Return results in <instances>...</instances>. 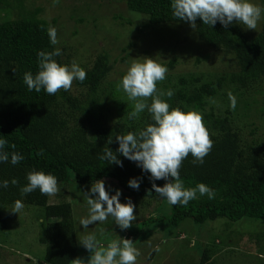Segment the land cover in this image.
I'll use <instances>...</instances> for the list:
<instances>
[{
    "label": "trees",
    "instance_id": "1",
    "mask_svg": "<svg viewBox=\"0 0 264 264\" xmlns=\"http://www.w3.org/2000/svg\"><path fill=\"white\" fill-rule=\"evenodd\" d=\"M124 1L130 10L146 14L152 26L189 23L173 18L171 0ZM23 16L0 21V139L8 141L4 151L9 154L15 151L24 157L16 165L11 164L10 156L8 162H0V183L9 182L7 188L0 187V226L5 224L4 213L16 200L41 206L39 241L46 244L43 262L73 264L78 242L70 202L72 175L82 184L114 179L127 200L134 198L145 209L153 205L159 214L143 217L140 224L131 228L135 238L145 233L144 225L158 220H168L175 227L187 219L197 224L216 219L264 221V6L262 27L255 35L247 34L236 22L225 28L218 21L211 27L203 25L198 17V40L212 48L224 49L233 57V66L212 80L204 81L202 75L188 73L174 83L165 82L158 86L162 88H157L165 93L174 92L171 98L162 97L170 107L197 110L213 141L203 164H194L189 154L179 172L186 188L204 183L215 191V197L209 199L206 194L197 193V198L187 206L169 205L152 188L151 174L116 151L117 134L138 132L154 121L147 109L138 119H129L133 101L121 103L115 111L120 92L116 84L108 89L103 87L113 69L107 53L99 54L90 68H83L86 79L74 80L68 91L61 89L49 95L44 89L28 90L23 77L25 72L35 75L38 71L37 53L57 47L50 43L47 32L50 23L46 19L37 12ZM55 59L66 65L62 55ZM173 65L171 62L170 66ZM227 87L249 96L243 103L245 115L252 112L260 120V124H255V120L251 122L254 126L249 134H245V129L240 130L242 122L230 109L224 114L213 109L207 111L210 99L219 94L228 97V91L222 90ZM147 103L150 104L151 99ZM107 147L122 161V167L100 159ZM33 169L57 178L59 202H50L51 196L41 195L39 189L21 195L20 189L28 183L27 173ZM13 178L18 181L16 185L11 183ZM133 178L139 179V190L129 187ZM155 183L163 186L165 180ZM160 206L165 212L158 208ZM122 235H126V230ZM212 252L206 248L200 264H214Z\"/></svg>",
    "mask_w": 264,
    "mask_h": 264
},
{
    "label": "rangeland",
    "instance_id": "2",
    "mask_svg": "<svg viewBox=\"0 0 264 264\" xmlns=\"http://www.w3.org/2000/svg\"><path fill=\"white\" fill-rule=\"evenodd\" d=\"M252 2L262 8L263 14V0ZM30 12H37L39 17L56 28L59 40L56 47L69 67L75 61L81 68L87 69L99 54H108L113 69L103 87L108 89L116 84L120 95L115 111L121 103H128L121 80L134 59L150 57L168 68L165 79L157 83V88H162L158 86H163L165 82L174 83L188 73L202 75L204 81L212 80L234 64L233 57L224 49H215L199 41L196 29L190 23L169 22L152 26L146 14L130 10L124 0H0V21L17 19ZM262 14L256 29L238 24L247 34L255 35L262 27ZM171 62H174L173 66H170ZM231 88L222 90L233 93L238 109L233 110L229 98L219 94L210 99L207 111L213 109L218 114H224L230 109L233 116L239 117L242 122L239 123L240 130L245 129V134H249L254 126L251 122L255 120V124H260V120L252 112L245 115L243 103L249 100V96L240 95ZM103 181L109 195L120 190L121 203L127 202L124 190L114 179ZM91 186L92 183H78L73 175L69 179L78 242L74 259L79 257L87 261L91 255L80 242L84 235L94 233L106 245L110 239L123 237L126 230L123 238L131 239L140 253L136 264H200L206 248L212 249L214 264H264L262 220L216 219L197 224L187 219L176 227L168 220H158L144 225L145 233L135 238L131 228L140 224L143 217L155 216L159 211L155 212L151 204L145 209L133 198L136 219L130 228L122 230L112 217H108L106 221L90 224L85 229L80 221L89 214L84 193L89 192ZM59 201L57 195L50 197V202ZM23 205L19 213L12 211L13 205L3 215L5 224L0 226V264H46L43 262L46 244L39 241L43 208ZM158 208L165 212L164 207ZM157 246L159 251L155 250Z\"/></svg>",
    "mask_w": 264,
    "mask_h": 264
},
{
    "label": "clouds",
    "instance_id": "3",
    "mask_svg": "<svg viewBox=\"0 0 264 264\" xmlns=\"http://www.w3.org/2000/svg\"><path fill=\"white\" fill-rule=\"evenodd\" d=\"M171 9L173 18L189 22L193 29L197 28L198 17L203 25L211 27L219 21L225 28L236 22L247 29H256L262 14V8L252 0H171ZM47 32L50 43L57 45L59 40L56 28L50 25ZM60 55L59 48L37 53L38 71L35 75L31 71L25 72L23 77L29 91L40 92L44 89L47 94L54 95L61 89L70 90L74 80L83 82L86 79L85 70L75 61L70 67L58 63L55 57ZM167 71L166 66L150 57H144L143 60L134 59L122 76L121 87L128 99L134 102L133 110L128 114L129 119H138L147 109L154 122L135 133L117 134L115 138L119 147L116 151L151 174L152 188L169 205L187 206L189 201L197 198V193L200 196L206 194L209 199L215 197V191L204 183L197 184L195 188H186L179 172L182 162L189 154L193 157L194 164H203L204 157L212 149L213 141L203 116L197 110L188 108L184 111L179 107H170L162 99L165 95L169 98L174 95L172 90L165 93L157 89V82L165 79ZM228 98L230 107L235 110L237 101L231 91L228 92ZM149 99L150 104L147 103ZM108 142H112L111 137ZM7 143V140L0 139V162H8L10 156L11 164L16 165L24 157L15 151L11 154L4 151ZM12 148H15L14 144ZM100 159L123 166L122 161L108 147L103 150ZM161 179L165 180L163 186L155 183ZM27 181L20 189L21 195L30 194L37 189L45 196H54L59 192L57 178L52 174L33 169L27 173ZM8 183L4 180L0 187L7 188ZM11 183L16 185L18 181L13 178ZM129 187L139 190V179H130ZM84 194L89 214L81 219L80 224L85 229L90 224L102 223L112 217L124 230L130 228L136 219L132 200L129 198L126 203H121L120 190L109 195L103 180L93 182L89 192ZM23 207V203L16 200L12 211L19 213ZM80 242L91 255L87 261L78 257L73 260V264H136L140 255L133 241L123 237L110 239L105 245L94 233H90L84 235ZM155 250L159 251V246Z\"/></svg>",
    "mask_w": 264,
    "mask_h": 264
}]
</instances>
